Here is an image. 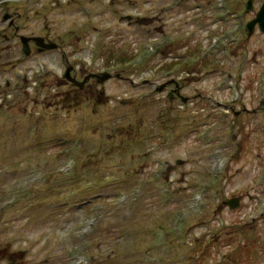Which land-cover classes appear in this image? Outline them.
I'll return each instance as SVG.
<instances>
[{
	"label": "rangeland",
	"instance_id": "rangeland-1",
	"mask_svg": "<svg viewBox=\"0 0 264 264\" xmlns=\"http://www.w3.org/2000/svg\"><path fill=\"white\" fill-rule=\"evenodd\" d=\"M4 1L0 22L17 13L78 75L123 78L94 96L65 83L59 51L0 40V264H264V34L235 26L262 0ZM171 78L195 104L154 90Z\"/></svg>",
	"mask_w": 264,
	"mask_h": 264
},
{
	"label": "flooded vegetation",
	"instance_id": "flooded-vegetation-1",
	"mask_svg": "<svg viewBox=\"0 0 264 264\" xmlns=\"http://www.w3.org/2000/svg\"><path fill=\"white\" fill-rule=\"evenodd\" d=\"M0 5H1V3H0ZM15 16L16 15L12 14V16L9 18L8 22H0L1 29H5V30H7L9 32L11 31L12 38H18L17 37L18 35L15 33V30L16 29H18V30L20 29L19 26L16 24V20L19 17L17 18ZM13 20H14V22H13ZM11 22H13V24L10 25ZM43 38L45 39V41H50L51 37L49 35H46V36L44 35ZM7 39L9 40V37H7L5 35V33H3V32L0 33L1 43L5 42ZM31 46L35 47V45L33 43H31ZM35 49H36V52H38V53H46V52H39L37 47H35ZM59 51L62 52V55L64 57L63 61H64L65 65L68 68L71 69V75L74 76L76 78V80L81 81L85 76L78 75V73L80 74L81 71L80 70L78 71L77 70V66L73 64V63H78V62L77 61H74L73 63L70 62L68 60L69 59L68 54L64 53L62 51L61 47L59 48ZM201 64L200 63L199 64H195V66L197 67V66H199ZM203 65H205V64H203ZM91 81H95V80H92V79L89 80L86 83L85 88L88 86V89L90 90L91 95H94L97 92V89L96 88H92L89 85ZM175 81H177V82H175ZM175 81L173 79H167L164 82L160 83L159 85H156V84H153V85H155V89L156 90L159 89V88L163 89V93L165 94L164 97L169 103L174 102V101H179L180 102L179 103V108L183 111V109L186 106L195 104L194 99H196V98H194L195 96H192V98L184 96V94H183L184 85H182V83L180 82L179 79L175 80ZM65 83L72 87V85L70 83H68V82H65ZM6 84H7V82H6ZM73 89H75V88H73ZM99 98H100V93H99V95H98V97L96 99H99ZM201 99H208V102L206 104H204V101H201ZM198 100H199L198 109L201 110V111H205L206 113L219 114V112H217V111L219 109H221L223 111L222 114L225 115V116L226 115H232V116H235V117H239V116H241L243 114L244 111L248 112L245 109H242L240 107H236V105H229L228 103H226L224 101H218V100H215V98H212V97L209 98L208 96H200V97H198ZM262 103H263L262 101H259L258 102L259 106L258 105L257 106L260 107V105H262ZM182 111H180V112L182 113ZM258 111L259 110H257L256 112H258Z\"/></svg>",
	"mask_w": 264,
	"mask_h": 264
},
{
	"label": "water",
	"instance_id": "water-1",
	"mask_svg": "<svg viewBox=\"0 0 264 264\" xmlns=\"http://www.w3.org/2000/svg\"><path fill=\"white\" fill-rule=\"evenodd\" d=\"M252 1L253 0H247V5H246V9L247 10H251L252 9ZM258 25L260 32L264 33V0L263 3L259 9V11L256 13V17L251 20L249 23H247V36L249 37L253 30L255 25ZM20 40L22 42L23 45V52L25 55H29L30 51H29V46H28V42L29 41H34L36 46H38L40 48V50H52L54 48H56V46L53 43H44L43 38H26V37H20ZM69 71H67V74L65 75V78H67L69 81H71L73 83V85L79 87L80 89H83L84 84L87 80H89V78H94L96 77L97 79V83H103L104 81L108 80L109 78V74L107 73H103L101 75H88L87 77H85V79L82 82H76L74 79H70L68 77ZM161 90V89H159ZM179 164H181V161H178ZM226 204L230 207V208H236L238 206V199H231L228 200L226 202Z\"/></svg>",
	"mask_w": 264,
	"mask_h": 264
}]
</instances>
